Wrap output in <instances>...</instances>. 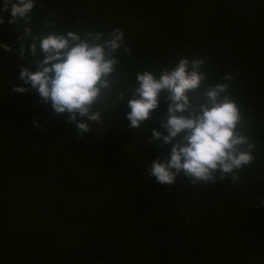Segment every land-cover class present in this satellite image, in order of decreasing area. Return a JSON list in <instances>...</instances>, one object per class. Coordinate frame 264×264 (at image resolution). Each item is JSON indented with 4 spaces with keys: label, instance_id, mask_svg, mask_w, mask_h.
<instances>
[{
    "label": "trees",
    "instance_id": "obj_1",
    "mask_svg": "<svg viewBox=\"0 0 264 264\" xmlns=\"http://www.w3.org/2000/svg\"><path fill=\"white\" fill-rule=\"evenodd\" d=\"M10 18L0 11V46L12 49L0 48V264H264V0H35L27 21ZM115 27L131 51L116 53L92 133L80 137L67 114L12 92L21 65L37 70L39 38ZM184 57L204 61L195 106L233 77L238 130L255 146L235 180L217 173L216 184L193 186L181 174L167 186L147 174L170 151L150 143L167 104L162 95L136 130L126 102L137 72L159 75Z\"/></svg>",
    "mask_w": 264,
    "mask_h": 264
},
{
    "label": "clouds",
    "instance_id": "obj_2",
    "mask_svg": "<svg viewBox=\"0 0 264 264\" xmlns=\"http://www.w3.org/2000/svg\"><path fill=\"white\" fill-rule=\"evenodd\" d=\"M34 8L35 0H3L0 11L10 12L8 23L15 24L18 19L27 21ZM25 32L30 34L31 30ZM0 48L12 51L8 44ZM38 48L43 55L37 70L21 65L19 79L23 84L14 85L12 92L32 94L42 103H49L56 115L67 114L66 122L80 137L92 133L93 125L102 122V113L94 106L112 88L110 77L120 63L116 53L131 51L125 32L115 27L107 36L103 32L88 33L86 37L72 31L50 33L30 45L33 56ZM25 51L21 45V58ZM203 66L200 58L184 57L172 67L163 66L159 75L149 70L135 75L136 86L126 102L131 128L145 127L160 107L162 95L167 104V114L160 124L163 131L150 129V143L170 150L148 169V176L160 185H174L181 174L193 186L216 184L217 173L220 179L232 174L235 180L236 170L252 162L255 146L238 130L243 118L228 94L227 82L233 79L230 74L223 75V83L209 85L203 102L193 105L189 94L198 91L207 78ZM119 99L124 100V95L120 94Z\"/></svg>",
    "mask_w": 264,
    "mask_h": 264
}]
</instances>
